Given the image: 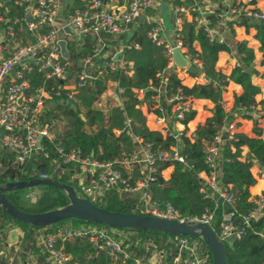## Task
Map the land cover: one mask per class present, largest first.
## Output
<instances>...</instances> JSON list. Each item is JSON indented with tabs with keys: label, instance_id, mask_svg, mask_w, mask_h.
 I'll return each mask as SVG.
<instances>
[{
	"label": "trees",
	"instance_id": "obj_1",
	"mask_svg": "<svg viewBox=\"0 0 264 264\" xmlns=\"http://www.w3.org/2000/svg\"><path fill=\"white\" fill-rule=\"evenodd\" d=\"M180 4L179 0L174 1ZM79 0H72L68 11L79 7ZM10 13L15 9L10 8ZM215 17V15H214ZM208 23L213 24L214 18L210 16ZM237 25L254 29V38L258 41L259 65L264 68V23L249 21L245 17L238 20ZM152 26L149 22H137L132 27L130 35L120 36L128 47L121 50V59L124 64L116 67L111 72L101 69L100 73H91V79L77 89L73 98L66 97L68 90L62 89L66 80L57 78L44 79L36 72L30 73L29 87L42 86L48 93L44 102L49 105L43 109L38 116L40 125H46L51 138L42 136L33 155L21 164L15 162V154L5 147L0 148V186L8 182L28 181L38 178L40 173L46 175V179L55 180L70 185L74 190L76 184L69 179L72 172L78 171L80 165L70 162L58 164L51 162L57 158V147L63 151L77 149L80 157L94 159L99 162H111L113 168L126 173L121 160L127 158L131 151L138 146L134 136L140 139L141 143H149L152 150L169 149L176 146L185 163L181 161H155L154 179L148 184V191L151 198L163 205L169 203L182 216L199 218L205 210L212 211L210 228L217 232L220 215L227 211L228 206L220 199H210L202 196L198 188L200 179L197 174L205 169L203 164V146L208 144L211 137L223 124L224 112L220 96L229 81L239 84L241 92L233 95V103L227 114L237 112L240 106H256L255 95L259 93V87L255 85L250 76L245 72L251 66V72L256 74L254 66L253 50L246 45V41L235 42V52L239 56V64L233 66L228 74L215 69L217 53L228 51L226 42L219 43L209 40L201 27H197L192 21L183 20L178 31V38L181 45L189 54H196L201 62L198 73H188L195 77L202 74L204 82L193 83L185 86L177 76L179 68L167 66L169 53L163 44H155L147 37V31ZM231 22H228V27ZM110 35H104L106 40ZM90 35H85L80 42L67 41V57L64 61L67 64V80L72 81L79 69V59L90 53L94 43ZM90 38V39H89ZM195 46L197 49H195ZM108 58V57H107ZM110 59V58H109ZM130 64V67L127 65ZM130 68L131 73L127 74ZM264 78V72L261 74ZM113 80L122 88L118 95L120 104H114L106 113H102L93 106L94 101L106 88V82ZM57 86L59 90H57ZM141 90L142 95L137 98V91ZM58 92V94H55ZM180 94L183 100L206 98L213 103L211 116L207 117L201 125L194 129L192 140L180 136L177 140L171 136H165L157 129H149L145 125V115L140 107L144 106L146 111L155 116H166L168 118V129L172 128L175 121V110L172 105L176 102H167V98ZM264 104V98L259 101ZM160 107V110L158 109ZM251 109L242 114L243 117L252 120L251 133L246 135L234 131L229 138L224 137L220 147L218 161V179L222 185H227L236 199V205L240 212L247 211L253 205L254 196L248 193V186L253 178L250 173L251 166L256 163L264 164V138L261 137L260 128L257 126V118L251 116ZM195 111L191 107L183 112L180 123L185 125L193 118ZM264 115H261L262 117ZM126 119L128 123L126 124ZM118 130V133H114ZM245 152L242 153V149ZM171 167L168 178L161 175L162 170ZM131 180L137 178L138 165L132 164L129 170ZM93 179L95 178L93 174ZM31 188L38 190L37 196L28 206L19 205V198H28L23 189L13 187L3 194L8 202L18 210L27 213H43L67 204L68 200L63 190L52 184L35 185ZM252 191V190H251ZM253 192V191H252ZM25 196V197H24ZM94 204L111 212H135L133 200L120 198L115 188H108L99 201ZM6 223L13 224L21 232V246L30 242L33 246L32 234L40 225H28L10 217L0 207V228ZM78 226L80 224H94L76 218L63 219L44 227L47 230H54L58 226L66 224ZM121 231L122 243L131 256L140 258L146 262L152 250L164 249L172 255L176 249L172 243L174 235L157 231H143L130 228H115ZM189 240H198L197 237H188ZM200 241V240H199ZM63 248L67 251L71 260L79 264H107L108 258L102 251H97L85 238H73L64 241ZM226 264H264V213L252 218L248 225L243 227L239 238L233 239L230 243L223 244ZM200 250L207 255L211 264L210 253L205 244L200 241Z\"/></svg>",
	"mask_w": 264,
	"mask_h": 264
},
{
	"label": "built area",
	"instance_id": "obj_2",
	"mask_svg": "<svg viewBox=\"0 0 264 264\" xmlns=\"http://www.w3.org/2000/svg\"><path fill=\"white\" fill-rule=\"evenodd\" d=\"M114 0H79L80 6L62 15L61 0H0V148L5 147L15 154V162L21 164L31 157L37 147L38 136L51 138L46 125H40L38 116L44 106V100L48 98L47 91L42 87H29L32 72L40 74L44 79L57 78L66 80L62 89L68 90L66 97L73 98L78 88L82 87L86 80L91 79V73H100L101 69L111 72L117 66L115 62L105 56L106 40L104 35L125 36L130 35L133 25L139 22V18L145 11L153 10L156 7V0H126L124 6L117 13H109ZM172 12V24L174 43L168 45L161 35V24L154 20L147 31V37L155 44H163L169 53L167 66L172 65L171 49L178 47L187 62L197 68L201 62L196 54L187 53L178 38V31L181 28L182 12H188L190 21L197 27H201L209 40L224 43L221 30L228 28V22H235L245 17L249 21L255 20L264 23V10L256 9L251 0H240L235 3H228L221 10L217 11L213 24L206 19V9L202 1H193L190 4L177 5L175 0H167ZM229 1V0H228ZM10 8L15 13H10ZM26 13L29 14V21L25 20ZM64 28L70 31V41L80 42L85 35H90L94 43L90 53L80 58L78 63L81 67L72 81L67 80L66 57L59 49L58 41L66 36ZM65 40V39H64ZM128 47L123 44L122 49ZM121 49V50H122ZM120 64L123 60L119 59ZM239 62L235 63L237 66ZM186 72L184 68H179ZM60 86H57L59 90ZM114 94L122 93V88L114 82L112 89ZM58 94V92H55ZM103 95V94H102ZM100 95L93 103V106L102 113H106L115 104L110 94ZM142 91H137V98H140ZM20 98V102L18 99ZM175 100L172 109L175 110V121L180 123L183 112L190 108L189 99L183 100L180 94L170 96L167 102ZM224 112L223 124L213 134L208 144L203 146V164L205 169L197 176L200 179L199 192L202 196L210 199H220L228 206L227 211L220 215L217 232L218 241L222 244L230 243L233 239L239 238L243 227L248 225L252 218L264 213V189L254 196L252 207L245 212H240L236 199L230 191V187L219 183L218 161L220 145L224 137L229 138L235 131V124L232 116L228 117L229 108L221 104ZM252 106H240L238 110L247 112ZM160 110V107L158 106ZM154 123L159 124L161 133L178 139L184 136L189 140L194 137V132H187V123H180V128L168 129V118L164 115L155 116ZM126 119V124L128 123ZM115 130L114 133H118ZM138 146L131 151L127 158L121 160L126 170L122 174L113 168L111 162H99L94 159L80 157L77 149L63 151L61 147L56 148L57 158L51 162L56 166L60 163H78L81 167H90L94 170L95 178L89 183L78 181L75 193L77 196L87 198L89 201H99L104 192L112 187L118 192L131 195L133 209L137 213L151 215L164 219H172L178 222L195 223L201 222L208 226L212 221V211L205 210L199 218L182 216L169 203L163 205L151 198L148 191V184L154 179L155 161H181L185 163L184 156L180 154L176 146L169 149L150 148L149 143H141L140 139L134 136ZM132 164L138 165L137 178L131 180L129 173ZM254 175L264 180V164L259 165ZM46 175L40 173L38 179H45ZM32 201L37 194L27 192ZM15 226L6 223L0 228V264H79L71 260L70 254L64 250L63 243L73 238H85L94 249L102 251L108 258L107 264H209L208 257L200 250L201 238L189 240L188 236L176 235L172 243L176 249L172 255L164 249L152 250L157 253L153 262L142 261L140 258L131 256L122 243L121 231L114 227L94 224H80L72 226L66 224L58 226L54 230H47L44 226L37 228L32 234L34 248L30 242L21 246V236L16 237L12 242L6 241V233ZM200 240V241H199ZM203 242V241H202ZM151 254V253H150Z\"/></svg>",
	"mask_w": 264,
	"mask_h": 264
},
{
	"label": "crops",
	"instance_id": "obj_3",
	"mask_svg": "<svg viewBox=\"0 0 264 264\" xmlns=\"http://www.w3.org/2000/svg\"><path fill=\"white\" fill-rule=\"evenodd\" d=\"M193 1H202L205 5L206 9V19H208L210 16H213L214 20L216 17L215 13H218L217 11L224 8L226 4L235 3L240 0H179L182 7H184L186 4H190ZM126 0H114L113 6L111 8H115L118 11L122 9L124 6ZM156 7L153 10L145 11L144 14L139 18V22H153L154 20H158L161 24V35L166 41L168 45H172L174 43V34H173V24H172V12L170 9L169 2L167 0H156ZM252 5L258 9V10H264V0H251ZM72 4V0H61V9H62V15L67 14L69 6ZM110 8V9H111ZM109 9V10H110ZM215 15V17H214ZM182 21H190V16L188 12H182L181 13ZM235 22H231V26L227 29L221 30V35L224 38V42L228 45V51H220L217 53L216 61H215V69L220 70L224 74H228L230 69L235 66V63L239 62V56L235 52V42L244 40L246 41V45L250 47L253 50L254 54V68L256 70V74L252 73V77L250 79L252 82L259 87V93L255 95L254 99L257 103L254 109L250 112L251 116L253 118H257V126L260 128L261 131V137L264 138V116L260 117L261 115H264V104H259V101L264 98V78L261 77V74L264 72L263 66L259 65V52H258V41L254 38V29L252 27L245 28L243 25H237ZM260 22V21H256ZM214 23V22H213ZM66 36L64 37L65 41V49L67 52L66 44L67 41H70L68 39L71 38L70 31H65ZM91 38V37H90ZM89 38V39H90ZM106 47H105V56L109 57L112 61L115 62V65L117 67H122L123 64H120L119 59L121 58V49L124 44V42L121 40L120 36H109L106 38ZM195 49L197 47L195 46ZM119 52V55L115 57V54ZM68 55V53H67ZM174 66L173 63L171 67ZM127 67H130V64L127 65ZM175 67V66H174ZM177 68V67H175ZM130 68L127 70V74H130ZM198 73V72H196ZM177 76L180 79L181 83L185 86H191L193 83H202L204 82V78L202 74H198L195 77H192L188 75L186 72H182L180 69L177 70ZM113 80H108L106 82V88L101 93L102 96L104 94H110L111 97L114 99V93L112 92L113 86H114ZM241 92V87L239 84L233 83L229 81L227 85L225 86L224 90L221 92L220 101L221 104H225L227 108L232 107L233 103V95H238ZM115 101V99H114ZM191 109L195 111V114L191 120L187 122V132L194 131L195 127L197 125H201L204 120L211 116L213 103L206 99V98H197V99H191L189 101ZM53 101L49 103L44 102V106L42 108L45 109L48 108L49 105H52ZM115 104L116 101H115ZM141 111L145 115V125L149 129H158L160 127L159 124L154 123V117L152 113L145 112L146 109L144 106L140 107ZM242 112L239 110L237 112L232 113V119L235 124V131L236 132H242L246 135L251 136V126H252V120L249 118H245L242 116ZM172 127L174 128H180V123H173ZM115 131V130H114ZM245 152V148L242 149V153ZM259 165L254 163L250 168V173L253 178L252 183L248 186L247 190L251 197L255 196L257 193H259L262 189H264V180L257 178L254 173ZM171 171V167H167L166 169L162 170L161 175L164 179L168 178L169 173ZM94 170L90 167H81L78 171L72 172V175L69 179L73 180L75 184L78 181H85L86 183H89L90 180H92ZM253 192H252V191ZM27 192H32L37 194L38 190L36 188H27ZM120 198H128L132 199L131 195L118 192ZM133 200V199H132ZM20 231L15 226L14 228L10 229L6 233V241L12 242L16 237L20 235ZM157 258L156 252H151L149 257L147 258L148 262H153Z\"/></svg>",
	"mask_w": 264,
	"mask_h": 264
},
{
	"label": "water",
	"instance_id": "obj_4",
	"mask_svg": "<svg viewBox=\"0 0 264 264\" xmlns=\"http://www.w3.org/2000/svg\"><path fill=\"white\" fill-rule=\"evenodd\" d=\"M118 10L111 8L109 13H117ZM29 14L26 13L25 20L29 21ZM67 31V28H64ZM60 52L67 57L65 41H58ZM119 52L115 54L116 58ZM171 59L173 65L177 68H184L188 73H196L197 68L189 64L183 57L178 47L171 49ZM173 66V67H174ZM245 72L252 77L251 66L245 69ZM88 82V79L86 80ZM117 104L120 100L117 94L114 95ZM20 102V98L18 99ZM0 131V136L3 135ZM41 136H38L37 147L39 146ZM52 184L63 190L67 197V204L43 213H27L13 207L4 196V192L13 187L29 188L35 185ZM0 207L12 218L25 222L28 225L45 226L63 219L76 218L85 221H91L108 227L130 228L143 231H157L170 235H185L188 237H199L207 247L211 264H226L223 244L218 241L214 231L206 224L201 222L185 223L172 219H164L151 215H145L135 212H111L101 208L87 198L77 196L74 189L67 184L57 182L51 179H31L28 181L8 182L0 186Z\"/></svg>",
	"mask_w": 264,
	"mask_h": 264
},
{
	"label": "rangeland",
	"instance_id": "obj_5",
	"mask_svg": "<svg viewBox=\"0 0 264 264\" xmlns=\"http://www.w3.org/2000/svg\"><path fill=\"white\" fill-rule=\"evenodd\" d=\"M23 192H25V196H27L26 194H27V189H23ZM24 196V197H25ZM28 197V196H27ZM30 201H32L31 199H29V198H19L18 199V203H19V205H25V206H28V203H30Z\"/></svg>",
	"mask_w": 264,
	"mask_h": 264
}]
</instances>
